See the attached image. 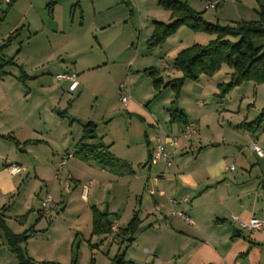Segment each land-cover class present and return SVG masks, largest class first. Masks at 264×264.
Returning <instances> with one entry per match:
<instances>
[{"label":"rangeland","instance_id":"1","mask_svg":"<svg viewBox=\"0 0 264 264\" xmlns=\"http://www.w3.org/2000/svg\"><path fill=\"white\" fill-rule=\"evenodd\" d=\"M188 1L211 23L236 25L259 17L257 0H226V5L218 9L206 8L207 0ZM158 21H172L171 12L158 0H13L10 4L0 0V46L14 36L0 49V64L3 58L16 56L15 64L5 67L0 82H5L3 90L11 96L13 109L22 118L16 114L10 118L7 113L4 120L0 118V133L20 140L17 146L0 137V161L23 165L17 177L18 191L0 200V210L5 207V221L12 232L21 234L35 228L24 245L33 261L71 264L75 259L77 264H90L93 256L95 264H112L122 256L121 264L152 260L143 251L149 240L141 238L140 232L133 240L130 235L119 234L114 240L92 235L91 206L106 209L109 192L104 190V176L89 169L94 165L73 155L89 122L96 125V143L103 140L111 153L134 161L139 170L145 167L148 151L156 144L155 135L171 125L173 108L191 119L199 118L193 138L201 137L203 144L209 145L207 156L222 157L234 166L227 178L232 193L243 192V200L252 204L256 197L252 193L259 192L258 206L264 205V156L252 147L256 142L264 152V120L255 132L243 125L256 121L264 110V83L243 81L223 97L219 85L229 83L233 72L224 65L212 76L186 79L174 102L171 85L157 91L154 77L144 70H156V78L163 79L164 84L182 77L174 66L177 53L195 43L206 45L215 35L182 26L162 45L149 49L146 42ZM22 70L28 78H22ZM68 71L75 72L79 81L73 92L67 90V81L57 78ZM122 83L130 85L133 110L120 100ZM138 105L140 110L135 108ZM58 111H66V115ZM29 139L42 141L24 144ZM196 142L199 146L198 139ZM197 155L195 151L189 156L193 160ZM64 158L67 163L62 166ZM71 175L87 185L95 179L88 202L80 196L81 186L74 187ZM99 191L107 196L106 200L93 198ZM48 194L52 201L45 208L42 200ZM130 217L119 223L121 229L126 228ZM173 263L161 259L157 264ZM0 264H20L1 229Z\"/></svg>","mask_w":264,"mask_h":264},{"label":"crops","instance_id":"2","mask_svg":"<svg viewBox=\"0 0 264 264\" xmlns=\"http://www.w3.org/2000/svg\"><path fill=\"white\" fill-rule=\"evenodd\" d=\"M209 1L207 0V3ZM227 1L225 0L216 8L224 7ZM246 9L251 11V8ZM238 10L240 16H243L241 9L238 8ZM221 16L224 17V14ZM20 50L17 51V55ZM2 83L5 82H0V118L2 117L4 120L5 116L3 115L6 113L10 118L15 117L17 113L13 109V99L4 92ZM134 105L133 99H131L126 107L133 110L131 108ZM135 108L140 110L139 105ZM62 112L58 111V114L62 116ZM143 112L141 108V113ZM185 116L187 123L198 121L199 124V118L195 120L191 119L189 115ZM148 117L153 121L151 116ZM177 124L178 132L173 133ZM184 125L171 123L170 126L160 129L154 137L156 144L158 137L161 136L164 139L168 135L179 134ZM1 135L8 134L0 133V137ZM16 139L20 142L18 138ZM97 139H99L98 135L97 138L92 137L89 142L96 143ZM197 139L200 143L199 146L195 145ZM202 140L201 137L180 140L178 147L173 150L172 164L166 177L161 175L164 164L161 161L154 164L151 160L156 144L148 151V159L143 169L137 170L134 161H126L115 155L116 158L129 166L127 170L114 173L94 162H88L94 165L89 169L104 176V179L107 180L103 186H106L104 190L109 192V199L101 191L98 192V196L93 197L100 202L105 197V200L107 199L106 209L94 204L91 206V211L93 206L101 211H108L111 214L110 218L118 224L119 229H121L119 223L124 218L133 217L137 212L141 220L138 231L140 237L145 236L149 240V246L143 250L146 255L152 258L150 261L144 260L149 264H157L161 259H166L167 262L172 260L173 264H264V229L253 231L243 228L241 223L249 221L252 217H264V205L258 206L260 193H252L256 194L254 197L257 199L255 203L253 197L252 204L246 199L243 200V192L232 193L227 183L228 173L231 171L230 165L222 157L207 156L205 151L209 145L203 144ZM31 141L33 143L28 144H38L42 140ZM98 142L104 143L103 140ZM150 142L148 143L150 144ZM195 151H198V155L192 160L189 155ZM13 164L23 166L21 163L8 160L0 161V200H5L6 196L18 191L19 180L17 177L23 170L17 174L11 173L9 166ZM70 177L74 187L81 186L80 196L88 202L89 188L96 182L95 179H90L89 185H87L80 178L73 175ZM84 186L88 187L86 193L83 192ZM247 195L249 194L247 193ZM134 196L135 201H133ZM262 201L264 204V198ZM176 212L185 214L190 218V221ZM108 235L106 234V236ZM129 237L131 239V236Z\"/></svg>","mask_w":264,"mask_h":264},{"label":"trees","instance_id":"3","mask_svg":"<svg viewBox=\"0 0 264 264\" xmlns=\"http://www.w3.org/2000/svg\"><path fill=\"white\" fill-rule=\"evenodd\" d=\"M220 4L225 0H219ZM259 4L258 19L252 21L241 20L236 25H222L219 22H207L202 12L193 9L188 1L184 0H158V3L171 12V22H155L154 30L147 40V47L153 49L162 45L169 37L173 36L180 27L187 26L196 32H205L214 34L215 38L208 44L203 45L195 43L177 53L174 59V66L182 72V77L169 80L164 84L163 79H157L156 70L153 68L145 69L144 72L154 77L153 85L157 91L162 86L171 85L175 92L174 102L177 101L181 91V85L186 79L198 80L202 75L212 76L221 70L224 65L233 69L232 80L229 83L219 85L221 96H225L231 89L243 81H253L256 84L264 83V41L257 44L256 41L264 40V0H257ZM12 3V2H11ZM219 4V5H220ZM14 36L7 38V43L0 46L3 49L7 46ZM15 58L4 59L0 64V78L6 74L5 67L14 65ZM22 78H28V74L22 70ZM66 111L62 112V116ZM171 123L187 124V118L184 113L177 108L171 110ZM264 120V110L254 122L244 123L243 125L252 131H256ZM93 135V136H92ZM2 138L13 140L17 146L20 142L11 134L1 135ZM97 138L96 125L89 122L84 126V135L75 145L73 153L78 159L84 162H94L95 164L108 168L114 173H121L128 169V165L116 158L110 152L109 146L102 142H89L91 138ZM33 143L28 140L24 144ZM5 207L0 210V229L5 233L7 243L10 249L17 255L20 264H60L57 262H35L27 255L25 244L29 238L36 232L35 228H30L21 234L12 232L5 221ZM92 235H106L111 232V226L114 223L110 218L108 211H101L96 206L92 207ZM141 220L138 213L132 217L126 228L119 229L117 235L124 237L134 235L139 231ZM96 245H92L95 247ZM123 256L120 263H123ZM71 264H77L73 260ZM90 264H95V257H92ZM112 264H117L113 262Z\"/></svg>","mask_w":264,"mask_h":264},{"label":"built area","instance_id":"4","mask_svg":"<svg viewBox=\"0 0 264 264\" xmlns=\"http://www.w3.org/2000/svg\"><path fill=\"white\" fill-rule=\"evenodd\" d=\"M13 0H3L4 3L10 4ZM220 1L219 0H210L206 8H216L219 6ZM57 78L59 80H64L69 82L68 90L70 92L75 91L76 88L78 87V79H77V74L75 72H65L57 75ZM119 95H120V100L124 105H128L129 101L132 98L131 91H130V85L129 83H122L119 86ZM199 104L202 105V102L199 101ZM197 133V128H196V123H187L183 126L179 134H173V135H168L166 138H162L161 136L157 138V144L156 147L153 151L152 155V163L156 164L159 161H161L164 164V170L161 172L162 176H167L169 168L172 164V158H173V150L174 148L178 147L180 140L185 139V140H190L193 138L194 134ZM253 149L257 152V154L260 157L264 156L263 150L260 148L259 145H257L256 142L252 144ZM67 163V159L64 158L61 161V165H65ZM230 169L233 170L234 166H230ZM9 170L13 174H17L18 172L22 171L23 168L19 165H10ZM92 183V181H91ZM70 186V185H69ZM88 190L87 186L83 187V192L86 193ZM52 201L51 195L48 194L44 197L42 200V205L47 208L50 207V202ZM174 201V200H173ZM176 214L181 215L184 217L187 221H190V218L187 217L185 214L181 212H176ZM243 228H247L253 231H260L264 229V217H252L249 221L247 222H241ZM119 230L118 224L113 223L111 226V232L109 233V237L111 240H114L116 237V234ZM140 264H149L148 262L144 261Z\"/></svg>","mask_w":264,"mask_h":264},{"label":"water","instance_id":"5","mask_svg":"<svg viewBox=\"0 0 264 264\" xmlns=\"http://www.w3.org/2000/svg\"><path fill=\"white\" fill-rule=\"evenodd\" d=\"M263 187H264V184H263ZM130 238V237H129ZM120 260L117 261V263H119Z\"/></svg>","mask_w":264,"mask_h":264}]
</instances>
